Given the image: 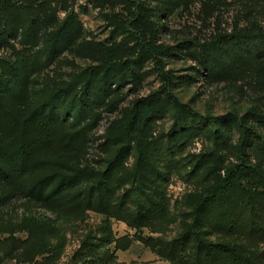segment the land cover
Listing matches in <instances>:
<instances>
[{
  "label": "rangeland",
  "instance_id": "obj_1",
  "mask_svg": "<svg viewBox=\"0 0 264 264\" xmlns=\"http://www.w3.org/2000/svg\"><path fill=\"white\" fill-rule=\"evenodd\" d=\"M38 14L37 46H48L58 30L67 43L58 57L32 73L20 103H31L41 87L61 86L76 78L98 93L100 105L91 115L85 140L69 151L75 164L103 168L117 145L129 143V150L114 179H127L139 150L154 142L158 150L159 176L150 174L155 188L168 200V214L143 235L169 239L179 229V214L186 209L188 192L205 191L225 168L236 162L237 133L231 116L249 108L264 112V60L235 62L227 71L207 74V55L187 50L182 41L206 43L216 34L245 28L252 21L264 24V0H32ZM134 4H139L137 30L146 33L151 44L162 49L165 68L177 78L175 93L202 114L215 116L214 124L185 119L184 134L172 125L175 105L162 92L154 63L139 54L140 44L126 28ZM24 0H0V28L17 32L11 43L22 47L28 40ZM37 48V47H34ZM0 46V56L11 55ZM138 57L135 79L126 78L125 66ZM109 67L115 80L109 93L99 91L102 71ZM152 94L137 106L138 121L127 134L123 126L133 102ZM255 125V124H254ZM256 126V125H255ZM257 131L264 128L256 126ZM218 130V135L213 133ZM252 163L258 160L255 145L249 150ZM199 163V165H198ZM103 216L95 212L72 214L52 212L35 206H18L17 211L0 212V264H171L140 242L127 250L111 245L98 248L92 260L79 255L83 239L97 241ZM116 236L131 235L123 222L111 219ZM214 237V236H212ZM53 250L57 253H53Z\"/></svg>",
  "mask_w": 264,
  "mask_h": 264
},
{
  "label": "trees",
  "instance_id": "obj_2",
  "mask_svg": "<svg viewBox=\"0 0 264 264\" xmlns=\"http://www.w3.org/2000/svg\"><path fill=\"white\" fill-rule=\"evenodd\" d=\"M23 10L28 41L22 47L11 43L17 32L7 26L0 28V46L9 47L12 53L0 56V212L35 206L52 212L91 211L102 215L98 240L88 236L78 250L89 260L101 245L124 251L138 241L171 264H264V132L256 129L264 128V112L249 108L231 116L238 136L237 160L205 191L185 195L186 209L179 214L178 232L169 239L143 235L142 229L168 214L167 197L152 186L150 176L160 175L156 144L149 142L146 149L138 151L127 179L115 180L114 175L129 150L128 142L117 145L103 168L69 160V151L85 140L92 111L100 105V98L87 84L78 86L74 78L61 86L41 87L29 105L20 103L32 73L54 61L67 43V36L58 31L64 29L60 26L53 30L55 36L48 46H37L39 22L32 0H24ZM139 19V4H134L125 25L140 44V56L154 63L163 81L162 92L175 105L174 128L184 134L185 119L193 124H214L215 116L202 114L177 97V78L165 68L162 49L135 28ZM182 44L187 50L209 57L207 74H219L238 61L264 60V24L252 21L245 28L216 34L206 43L184 40ZM137 60L138 57L130 58L125 66L126 78L132 82ZM261 66L264 68V62ZM114 80L115 74L105 68L99 91L109 93ZM152 97L150 94L133 102L123 126L125 134L139 119L138 103ZM213 133L218 135V130ZM252 145L258 156L255 163L248 154ZM111 219L123 222L133 234L114 235Z\"/></svg>",
  "mask_w": 264,
  "mask_h": 264
}]
</instances>
